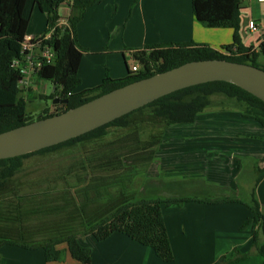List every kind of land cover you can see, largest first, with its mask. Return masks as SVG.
Segmentation results:
<instances>
[{"label": "trees", "instance_id": "16d2710c", "mask_svg": "<svg viewBox=\"0 0 264 264\" xmlns=\"http://www.w3.org/2000/svg\"><path fill=\"white\" fill-rule=\"evenodd\" d=\"M102 0H0V133L24 125L34 120L64 112L81 105L97 96L128 83L149 77L181 64L194 60L226 59L233 62L249 63L264 69V40L256 46L242 43L240 17L244 10V0H191L194 17L205 27H228L233 31L232 42L217 49L206 43L190 41L170 42L145 45L133 50L132 57L138 70L128 69L123 78L113 79L106 70L102 82L92 89L77 91L81 85L78 67L81 56L86 51L78 43L77 24L83 18L86 9ZM137 0H133L136 2ZM68 7V13L62 16L59 7ZM37 10L46 17L44 30L33 36L28 44H34L31 54L34 60L40 58V51L47 48L52 53L49 62L41 60L32 75L37 79L49 81L52 91L40 98H66V103L51 104L37 115L27 111V99L20 85L23 77L21 67L24 65L22 44L26 41L27 28L33 12ZM64 20L63 22H61ZM250 21V20H249ZM249 29V28H248ZM50 33L49 37H43ZM42 39H38V38ZM40 41V42H39ZM30 53V51H29ZM18 60L20 65L14 64ZM218 97L215 103L213 97ZM241 113L264 127V101L245 89L223 80L208 81L184 87L163 95L144 106L137 108L111 122L64 142L26 153L24 155L0 159V185L2 181L12 179L23 166V160L32 155L44 154L58 149L75 146L79 143L94 141L105 136L108 127L141 128L149 125L159 131L152 134V147L139 145L133 151L151 162L156 148L171 125L192 124L197 116L219 107L221 111L231 110ZM125 163V177L115 180L119 188L115 194V185L101 187L110 182L108 175L89 176L83 166L81 170L88 174L76 176L63 175L60 180L73 186H63L54 192L53 206H48L46 216H37L34 228L25 226L26 220L19 217L15 229L0 228V247L15 245L24 249L38 250L44 253L45 260L61 261L65 249L58 248L65 244L71 258L82 264H91V248L81 243L80 238L91 236L95 241L107 238L113 232H119L141 245L153 250L164 262L174 259L169 236L165 226L162 206H180L187 201L221 203L237 200H207V196L182 195L175 197H158L150 194L149 180L132 189L134 184L131 174H135L137 160ZM136 162V163H135ZM116 167L115 164L112 165ZM263 170V171H262ZM256 185L264 177V169L259 171ZM88 176V177H87ZM125 178L127 180H125ZM90 179L91 181H85ZM146 183H145V182ZM114 182V183H115ZM103 189L101 191L100 189ZM112 189V191H111ZM224 189V188H222ZM116 190V192H117ZM251 211L250 219L245 222L251 226V251L240 253L236 248L231 254L221 256L213 264H232L248 258L250 254L258 255L264 264V212L260 202L251 195L248 201H239ZM0 206H5L1 202ZM44 206V205H43ZM49 214V215H48ZM14 231L9 236L8 231ZM39 231L45 236H39ZM29 238V239H28ZM32 238V239H30Z\"/></svg>", "mask_w": 264, "mask_h": 264}, {"label": "crops", "instance_id": "0c3cea01", "mask_svg": "<svg viewBox=\"0 0 264 264\" xmlns=\"http://www.w3.org/2000/svg\"><path fill=\"white\" fill-rule=\"evenodd\" d=\"M247 2L240 17L241 39L246 46H256L264 40V2ZM59 12L67 15L68 7L60 6ZM249 20L257 23V30L248 29ZM45 25V15L35 10L26 37L39 35ZM232 34L228 27L203 26L193 15L191 0H102L88 7L77 24L78 43L86 49L78 67L81 85L77 91L99 85L106 70L113 79L125 77L129 68L137 66L129 64L134 60L131 52L145 45L192 40L219 49L232 42ZM27 82L25 91L37 92L41 80L30 75ZM200 115L194 122L197 126L165 130L169 142L157 146L155 159L145 170L144 179L152 185L148 190L158 197L170 194L165 189L180 196H205L201 195L205 188L207 200L237 201L163 205L174 256L170 262L162 261L149 247L113 232L100 241L91 236L80 238L91 248V264H213L235 248L240 253L251 251V226L245 223L251 211L239 201H248L253 194L264 212V177L256 185L259 171L264 169L260 166L264 127L235 110H210ZM58 248L66 250L64 259L48 262L41 249L3 245L0 264H82L70 257L65 244ZM232 264H262V258L250 254Z\"/></svg>", "mask_w": 264, "mask_h": 264}, {"label": "rangeland", "instance_id": "374dc122", "mask_svg": "<svg viewBox=\"0 0 264 264\" xmlns=\"http://www.w3.org/2000/svg\"><path fill=\"white\" fill-rule=\"evenodd\" d=\"M247 1L244 0L243 3L247 4ZM31 26H37V23H32ZM261 61L264 62V59L262 58ZM132 63H135V61L130 60L129 64ZM36 87L39 88L35 93L31 91L28 93L25 89L22 91L23 96L27 99V111L34 117H37L43 108L51 107V99L40 98L38 95H48L52 91L53 85L49 81L41 80V84H38ZM218 97H213L215 103L218 102ZM230 109L233 110L235 108ZM210 110H220V108L214 106ZM207 112L205 111L203 114ZM160 126L157 125L156 128H152L145 124L141 125L139 129L108 127L105 136L100 139L25 158L23 166L15 176L12 179L2 181L3 185H0V204L2 202L5 205L0 206V228L5 231L15 229L19 217H23L22 219L26 220L24 223L27 229L29 227L34 228L35 222H38L36 220L38 219L37 216L47 215L46 209L48 206H53L52 208L55 210L53 205L55 202L52 199L54 192L61 191L63 186H73L63 183L59 177L63 175L73 177L84 174L86 171L84 169L83 171L81 170L83 166L89 171V176L99 175L103 178L104 175H108L110 182L101 183L103 184L101 187H110L114 184L116 186L114 193L118 194L119 190L117 189L119 187L117 185L121 183H117L115 180L125 177V163L129 164L132 163V160L138 159V154H135L136 152L133 150L139 145H146L150 149L153 148V143L151 142L152 134L154 131L158 132ZM188 126H197V123L171 125L165 130L170 132V129ZM163 142H169L165 135H163L159 144ZM154 159L148 163L144 156L140 157L137 163L135 162L137 172L131 174V177L134 178L132 189L143 184L142 179L145 176V170L151 167L150 164ZM113 164L116 167H113ZM88 173L86 172L85 174ZM125 180L127 179L125 178ZM85 181L91 180L86 179ZM100 190L103 191L102 188ZM165 190L170 192V194H166L167 192H165L164 196L166 197L180 196L171 190ZM204 190L206 193L201 195H209V192L205 188ZM243 198L245 199L246 197ZM13 232L12 230L8 231V235L15 236ZM38 235L45 236V233L39 231Z\"/></svg>", "mask_w": 264, "mask_h": 264}, {"label": "water", "instance_id": "95a60500", "mask_svg": "<svg viewBox=\"0 0 264 264\" xmlns=\"http://www.w3.org/2000/svg\"><path fill=\"white\" fill-rule=\"evenodd\" d=\"M223 80L264 101V69L226 59L189 61L128 83L64 112L0 133V159L24 155L77 137L178 89ZM54 98L52 104L66 103Z\"/></svg>", "mask_w": 264, "mask_h": 264}, {"label": "built area", "instance_id": "2783aa9c", "mask_svg": "<svg viewBox=\"0 0 264 264\" xmlns=\"http://www.w3.org/2000/svg\"><path fill=\"white\" fill-rule=\"evenodd\" d=\"M256 1L257 2H264V0H256ZM248 28L251 31H255V30H257L258 25L254 20H250L248 22ZM49 35H50V33L46 34L43 37V39H42V37L41 38L35 37V38L42 39V41H43L44 39L48 38ZM32 37H30V36L26 37V41L22 44V49H23V53H24V57H23L24 65L20 66L21 67V73L23 74V77L20 81V85L25 86V87L28 86L27 77L33 74V72L35 71V68L41 64V60L45 59L46 62H49L52 58L51 51L47 48H44L42 51H40V58L37 57L38 60L33 59V56L31 54V48L34 47V44H28V42H27ZM29 51H30V53H29ZM14 64L20 65V62L18 60H16V61H14ZM131 70L133 72H136L138 70V67L136 65H133L131 67ZM260 166H261V168H264V158L260 162Z\"/></svg>", "mask_w": 264, "mask_h": 264}, {"label": "clouds", "instance_id": "9594fccd", "mask_svg": "<svg viewBox=\"0 0 264 264\" xmlns=\"http://www.w3.org/2000/svg\"><path fill=\"white\" fill-rule=\"evenodd\" d=\"M257 46H258V45H257ZM257 46H256V47H257Z\"/></svg>", "mask_w": 264, "mask_h": 264}]
</instances>
